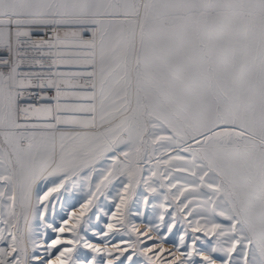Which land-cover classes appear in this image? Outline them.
<instances>
[{
	"label": "snow or ice",
	"instance_id": "6c2138e0",
	"mask_svg": "<svg viewBox=\"0 0 264 264\" xmlns=\"http://www.w3.org/2000/svg\"><path fill=\"white\" fill-rule=\"evenodd\" d=\"M0 264H264V0H0Z\"/></svg>",
	"mask_w": 264,
	"mask_h": 264
}]
</instances>
